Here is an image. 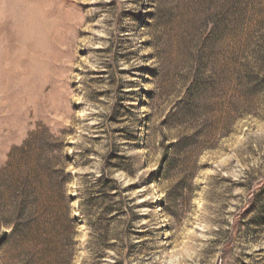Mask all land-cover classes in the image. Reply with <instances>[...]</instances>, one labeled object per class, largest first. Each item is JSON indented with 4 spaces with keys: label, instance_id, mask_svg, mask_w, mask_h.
Returning a JSON list of instances; mask_svg holds the SVG:
<instances>
[{
    "label": "rangeland",
    "instance_id": "374dc122",
    "mask_svg": "<svg viewBox=\"0 0 264 264\" xmlns=\"http://www.w3.org/2000/svg\"><path fill=\"white\" fill-rule=\"evenodd\" d=\"M0 264H264V0H0Z\"/></svg>",
    "mask_w": 264,
    "mask_h": 264
},
{
    "label": "trees",
    "instance_id": "16d2710c",
    "mask_svg": "<svg viewBox=\"0 0 264 264\" xmlns=\"http://www.w3.org/2000/svg\"><path fill=\"white\" fill-rule=\"evenodd\" d=\"M14 234H15V230L14 229L12 230V232L10 234L8 232L4 233L5 237H7V238L12 236V235H14Z\"/></svg>",
    "mask_w": 264,
    "mask_h": 264
}]
</instances>
